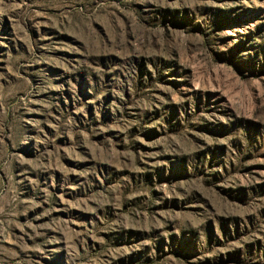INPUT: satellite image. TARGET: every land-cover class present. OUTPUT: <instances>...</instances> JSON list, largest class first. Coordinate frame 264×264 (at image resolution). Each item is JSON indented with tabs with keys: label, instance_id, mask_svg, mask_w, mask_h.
I'll use <instances>...</instances> for the list:
<instances>
[{
	"label": "rangeland",
	"instance_id": "374dc122",
	"mask_svg": "<svg viewBox=\"0 0 264 264\" xmlns=\"http://www.w3.org/2000/svg\"><path fill=\"white\" fill-rule=\"evenodd\" d=\"M0 264H264V0H0Z\"/></svg>",
	"mask_w": 264,
	"mask_h": 264
}]
</instances>
